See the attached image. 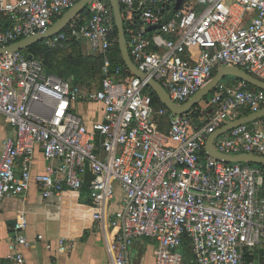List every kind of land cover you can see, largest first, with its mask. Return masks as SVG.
<instances>
[{"label":"built area","instance_id":"obj_1","mask_svg":"<svg viewBox=\"0 0 264 264\" xmlns=\"http://www.w3.org/2000/svg\"><path fill=\"white\" fill-rule=\"evenodd\" d=\"M78 1L0 0V14L11 20L0 24V47L45 32ZM119 1L142 23L128 42L133 61L175 103L190 100L222 66L264 81V0H182L168 20L178 0ZM89 11L85 22L74 20L43 42L61 49L68 41L88 40L101 59L100 87L85 89L47 72L41 57L0 53V114L16 131L3 141L0 203L26 195L33 181L45 198L69 192L82 200L86 193L88 203L75 210L102 227L107 264H131L141 238L155 244V264H186L189 248L193 264H259L264 168L218 159L206 144L225 124L264 108V90L242 79L220 81L209 99L175 114L155 103L147 79L114 63L112 8L92 0ZM154 26L160 27L150 35ZM78 103L102 104L103 120L88 127L75 110ZM213 145L225 154L264 156V116L220 134ZM37 148L47 165L34 174ZM27 225L21 211L9 260L24 262L19 246L29 245L22 233ZM67 241L60 237V251Z\"/></svg>","mask_w":264,"mask_h":264},{"label":"crops","instance_id":"obj_2","mask_svg":"<svg viewBox=\"0 0 264 264\" xmlns=\"http://www.w3.org/2000/svg\"><path fill=\"white\" fill-rule=\"evenodd\" d=\"M104 1L111 7L109 0ZM89 17L88 4L72 21L85 22ZM10 21L7 16L0 14L1 25L5 26L11 23ZM116 44L119 45L118 34L113 47ZM64 48L72 49L75 55L81 59L98 61L97 70L93 63L86 70L89 74H86L85 78L69 81L85 89L100 87L102 81L101 59L98 51L92 49L88 40L84 38L71 40L62 47V49ZM126 69L128 68L126 67ZM75 110L83 116L90 128L93 127L94 123L102 121L104 117L103 105L100 103H78ZM15 135V128L0 114V155L4 139ZM46 165L47 161L41 149L37 148L33 158V173L43 172ZM19 166L20 162H18V168ZM81 202L88 203L86 193L82 200L71 197L69 192L60 196L45 198L41 187L34 181L26 195L4 198L0 203V264H107L109 254L103 229L99 223L85 218L81 212L75 210V207ZM118 207L117 201L112 202L110 211L113 212ZM21 211H25L27 215L28 225L22 233L29 242L28 246H19L20 252L24 255L23 263L7 258L11 241L18 235L13 221L18 220ZM40 235L42 236L41 239L39 238ZM61 236L68 238L67 249L64 251H60L59 239ZM262 252L264 254V249ZM262 252L259 251L260 255L257 258L259 264H264V259H261ZM154 253L155 244L150 239H138L132 247L131 264H155Z\"/></svg>","mask_w":264,"mask_h":264},{"label":"water","instance_id":"obj_3","mask_svg":"<svg viewBox=\"0 0 264 264\" xmlns=\"http://www.w3.org/2000/svg\"><path fill=\"white\" fill-rule=\"evenodd\" d=\"M92 0H79L72 8L66 11L58 20H56L45 32L33 35L27 38H23L18 40L17 42H13L6 46L0 47V53L14 52V51H23L26 50L33 44L43 42L45 39L50 38L62 30H64L68 24L78 15L80 14L91 2ZM109 3L113 9L116 27L118 31L119 37V48L122 54V59L128 68V70L135 76L141 79H147V84L149 88L155 93V95L159 98L161 103L166 105L169 110L175 114H183L190 111L197 103H199L214 87L226 76L233 75L239 79L247 81L252 86L257 88H261L264 90V81L252 76L246 71L240 69L235 66H222L217 70L212 80L203 88H201L190 100H188L184 104L175 103L167 93L166 89L162 86L160 82L153 78H148V74L138 68V66L133 61L129 48H128V39L125 29V21L123 15V7L119 0H109ZM182 4V0H178L174 8L171 10L170 14L166 17V20L170 19L171 16L180 8ZM160 26L151 27L150 30L157 29ZM29 58H32V55H28ZM264 116V108L260 111L249 114L247 116H243L241 118L235 119L221 128L217 129L214 133H212L207 141L206 149L209 153H211L214 157L218 159H222L228 163L238 162V163H251L257 165H264V156L257 154H225L214 148L213 141L220 134L238 126L243 123L250 122L252 120L261 118ZM13 224H17V220L13 221Z\"/></svg>","mask_w":264,"mask_h":264},{"label":"trees","instance_id":"obj_4","mask_svg":"<svg viewBox=\"0 0 264 264\" xmlns=\"http://www.w3.org/2000/svg\"><path fill=\"white\" fill-rule=\"evenodd\" d=\"M123 15H124L127 39L129 41V40H131V38L134 35L138 34V32L140 31V29L142 27V23H141L140 18L136 12L128 10L124 7H123ZM115 33H116V35L118 34L117 28H116ZM148 33H150V35H152L153 30L149 29ZM57 50H60V49H50V48L46 47L43 42H40V43H36V44L31 45L26 50H23V52L26 53L27 55L31 54L35 57H41L47 72L57 74V75L61 76L62 78L67 79V77L63 74V72L61 70L56 71L53 69V60H54L53 55H54V52ZM111 54H112V58H113L115 64H117V63L124 64V61L122 59V54H121V51H120L118 44H116V46L111 49ZM46 55H48L47 58H46ZM83 61H85V63L89 62V60H87V59H83ZM48 67H49V69H47ZM86 70H87V68L84 71H86ZM125 73L128 74L129 76H133V74L130 73L128 71V69L125 70ZM251 87L254 89L257 88V87L252 86V85H251ZM150 92L154 98L155 103L157 105H162L161 101L155 95V93L152 90H150ZM253 165H257V164H253ZM258 166L264 168V165H258ZM189 253H191L190 248L185 250L186 259H187V256ZM191 255H192V253H191ZM186 262H187V260H186ZM191 264H193V263H191Z\"/></svg>","mask_w":264,"mask_h":264},{"label":"rangeland","instance_id":"obj_5","mask_svg":"<svg viewBox=\"0 0 264 264\" xmlns=\"http://www.w3.org/2000/svg\"><path fill=\"white\" fill-rule=\"evenodd\" d=\"M48 55H46V58ZM53 69L58 71L61 70L63 74L67 77L68 80L73 81L74 79L77 80V78H85L86 74H89L88 71H84L86 68H90L91 64H95L96 70L98 69V61L96 60H89V62L85 63L83 59H81L79 56H76L74 51L72 49H60L54 52L53 55ZM47 64V63H46ZM49 69V67L47 68ZM239 78L233 75H226L221 81L224 83H229L231 81H235ZM212 95V90L209 92L205 97L207 99L210 98ZM162 118L159 117L158 121H161ZM187 262L186 264L194 263V256L191 253L187 256Z\"/></svg>","mask_w":264,"mask_h":264}]
</instances>
